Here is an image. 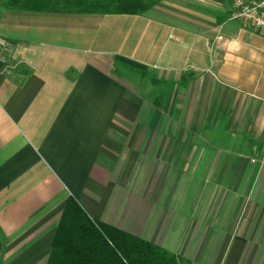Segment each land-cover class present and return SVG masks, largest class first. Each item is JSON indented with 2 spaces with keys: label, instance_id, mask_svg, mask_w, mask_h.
Listing matches in <instances>:
<instances>
[{
  "label": "crops",
  "instance_id": "obj_1",
  "mask_svg": "<svg viewBox=\"0 0 264 264\" xmlns=\"http://www.w3.org/2000/svg\"><path fill=\"white\" fill-rule=\"evenodd\" d=\"M233 1L0 0V264H47L70 197L191 264H264V37ZM186 172L207 185L192 232Z\"/></svg>",
  "mask_w": 264,
  "mask_h": 264
},
{
  "label": "trees",
  "instance_id": "obj_2",
  "mask_svg": "<svg viewBox=\"0 0 264 264\" xmlns=\"http://www.w3.org/2000/svg\"><path fill=\"white\" fill-rule=\"evenodd\" d=\"M161 0H7L28 11L145 14ZM47 264H191L160 245L92 218L70 197L61 214Z\"/></svg>",
  "mask_w": 264,
  "mask_h": 264
},
{
  "label": "rangeland",
  "instance_id": "obj_3",
  "mask_svg": "<svg viewBox=\"0 0 264 264\" xmlns=\"http://www.w3.org/2000/svg\"><path fill=\"white\" fill-rule=\"evenodd\" d=\"M191 173L186 172L185 174H181L182 178L179 180L177 184V189L179 192V197H183L185 200L182 206L179 209L178 216L185 217L186 221L183 224V227L192 232L194 228V224L190 221L191 216V210L193 209V206H197L201 204L202 198H203V189H205V193L207 191V185H203V181L201 178L196 179L192 178ZM202 174H200L199 177H201ZM205 176V174H203ZM197 212L195 211L196 214Z\"/></svg>",
  "mask_w": 264,
  "mask_h": 264
},
{
  "label": "built area",
  "instance_id": "obj_4",
  "mask_svg": "<svg viewBox=\"0 0 264 264\" xmlns=\"http://www.w3.org/2000/svg\"><path fill=\"white\" fill-rule=\"evenodd\" d=\"M230 18L250 23L264 37V0H234Z\"/></svg>",
  "mask_w": 264,
  "mask_h": 264
}]
</instances>
